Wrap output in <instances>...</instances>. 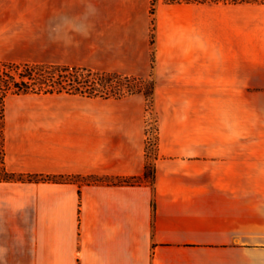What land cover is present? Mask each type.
<instances>
[{
  "label": "crops",
  "instance_id": "1",
  "mask_svg": "<svg viewBox=\"0 0 264 264\" xmlns=\"http://www.w3.org/2000/svg\"><path fill=\"white\" fill-rule=\"evenodd\" d=\"M80 46L90 64L71 61ZM152 54L153 184L108 181L145 171L146 96L5 97L6 170L72 179L0 180V264H264V140L239 96L264 54V0H0V73L144 76Z\"/></svg>",
  "mask_w": 264,
  "mask_h": 264
},
{
  "label": "trees",
  "instance_id": "2",
  "mask_svg": "<svg viewBox=\"0 0 264 264\" xmlns=\"http://www.w3.org/2000/svg\"><path fill=\"white\" fill-rule=\"evenodd\" d=\"M71 93L87 96L124 97L142 93L146 96L148 109L154 107L156 82L149 76L129 74L117 70H102L85 65L46 62H3L0 73V180H54L68 181L64 175L24 174L9 172L4 166L2 126L5 97L9 93ZM159 128L156 141L148 138L145 171L141 175L118 177L108 181L118 183H150L156 179ZM149 131V130H148ZM155 145L156 148H153Z\"/></svg>",
  "mask_w": 264,
  "mask_h": 264
},
{
  "label": "rangeland",
  "instance_id": "3",
  "mask_svg": "<svg viewBox=\"0 0 264 264\" xmlns=\"http://www.w3.org/2000/svg\"><path fill=\"white\" fill-rule=\"evenodd\" d=\"M75 56H79L78 59H74L71 61H81L83 63H91L88 57V50L85 46H80V52L74 54ZM258 61L256 63V67L253 70L249 67L242 68V81L244 80L243 77H246V82H242L239 86L240 95L250 100L251 106H255V126L257 128V140H264V54H257ZM154 55L152 54V58L150 59V66H148V73L146 75H151L152 78L156 82V78L153 75L151 66H154ZM70 61V60H69ZM94 63V62H93ZM94 65V64H93ZM248 65V64H247ZM250 66V65H249ZM251 70V72H250ZM248 72L251 74L249 75ZM252 77V78H249ZM224 86L222 85H210L209 86V96H223L222 89ZM236 87V86H235ZM238 88V86H237ZM49 96H74L69 94H61V95H49ZM75 96H82V95H75ZM133 96H145L144 94H135ZM148 107V103H147ZM157 115L154 110V107L148 109V130L149 136L151 137L152 141H156V133H157ZM153 148H156L155 145H152Z\"/></svg>",
  "mask_w": 264,
  "mask_h": 264
}]
</instances>
